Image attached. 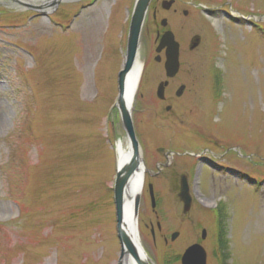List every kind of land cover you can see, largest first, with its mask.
<instances>
[{"label": "rangeland", "instance_id": "obj_1", "mask_svg": "<svg viewBox=\"0 0 264 264\" xmlns=\"http://www.w3.org/2000/svg\"><path fill=\"white\" fill-rule=\"evenodd\" d=\"M162 1L143 27L132 104L145 164L139 236L154 247L147 225L160 221L182 250L202 227L212 245L220 230L227 264H264V0ZM134 3L0 0V264H118L113 189L117 144L128 140L115 103ZM166 29L181 69L163 102L155 38ZM205 150L209 164L191 156Z\"/></svg>", "mask_w": 264, "mask_h": 264}, {"label": "water", "instance_id": "obj_2", "mask_svg": "<svg viewBox=\"0 0 264 264\" xmlns=\"http://www.w3.org/2000/svg\"><path fill=\"white\" fill-rule=\"evenodd\" d=\"M65 0H45V3H55ZM76 1V0H72ZM152 0H135L132 14L130 16V23L128 28V35L126 41V50L124 55L123 68L118 74V98L115 106L118 108L123 129L126 133L128 143L133 152V158L126 160L118 165L117 174L114 183V203L116 211L117 222V235L120 242V255L118 264L127 263L128 259H132L135 264H149L148 258L144 250L137 240V226L141 194L135 197L133 203V219L135 223V232L128 234L124 229V200L125 190L132 174L138 169L140 161L144 163L141 156V146L137 139L134 122L132 118V102L126 104L124 96L126 91V79L136 61L139 58V51L141 45V34L143 31L144 23L146 21L148 11ZM173 3V0H164L162 7L169 9ZM187 15V11H184ZM160 25L164 28L168 26V20L162 19ZM159 42L155 49L157 56L155 60L160 62L162 57L161 53L164 51V69L167 80L161 81L157 87V97L161 100L165 99V90L169 84V80L175 77L180 70V44L175 38V34L171 30H166L160 36L158 35ZM200 38H195V41L191 44L190 49L193 50L199 45ZM184 86H181L177 91V96L183 93ZM167 111L171 110V106L166 107ZM151 195L152 206L155 208V193L153 184L148 186ZM179 197L183 202V213L187 214L191 210L192 197L190 194V187L186 176L181 178V189ZM133 232V231H132ZM203 238L206 237V230H203ZM178 233L172 235V239H176ZM182 264H206V252L200 244L191 245L182 256Z\"/></svg>", "mask_w": 264, "mask_h": 264}, {"label": "flooded vegetation", "instance_id": "obj_3", "mask_svg": "<svg viewBox=\"0 0 264 264\" xmlns=\"http://www.w3.org/2000/svg\"><path fill=\"white\" fill-rule=\"evenodd\" d=\"M163 1H162V3H163ZM175 1L176 0H173V3L171 5V7L175 4ZM161 6H162V4H161ZM171 7L168 10H170ZM174 11L176 12L177 9H174ZM204 11L211 12V13L212 12H216V11L210 10V9H205ZM158 13H159V10L157 8H155L153 10V19L156 20L158 18ZM162 33H163V31L157 30V32H156V38H155V42L156 43L158 42L157 41L158 35H162ZM175 77H173V78H171L169 80V84H168L167 87H169L170 81L173 80ZM167 87H166V89H167ZM167 99H168L167 98V90H165V99L164 100H161V101L164 102ZM204 153H206L208 155L210 154L209 152H207V150H205V151L198 152L197 154H193L191 156H193V157H199V159H201L203 161H207L208 164H209V160L206 157L201 156V158H200V155H202ZM149 196H150V194H149ZM155 199H156V195H155ZM150 200H151V198H150ZM155 209H156V200H155V208H153V210L155 211ZM138 226H139V224H138ZM147 227H150V234H151V237H152V240H153L154 247L151 248L149 246V242L148 241H146V240L143 241V239H141V238L140 239H141L142 248H143V250L145 251V253L147 255L148 263L149 264H182V256H183V254L185 253V251L187 250V248H189L193 244H200L203 247V249L205 250V252H206V264H211V262H210V258H211L210 257L211 256L210 250L212 249V247H213V249H216V251H215V254L216 255L215 256L220 255L219 256L220 258L217 261V263H219V264H227L225 253L223 251H221V253H220V251L219 252L217 251L218 248H225V246H226L225 245V242L223 240L221 241V235L219 234V233H221L220 230L218 231L217 241H216L215 245H212L211 243H209L208 240H206L207 239L206 237H207L208 230H207V228L202 227V230H201V240L198 241V242H193V243H191L188 246L186 245L182 250H179L178 248H176L174 246L175 240L180 235V232L179 231L173 232L168 237L167 234H163L162 233L161 222L158 221L157 224H156V228H157L158 233L163 238L162 240H160L158 242L157 241V239H158L157 238V234L158 233L156 231V228H155L154 224L152 222H150V225H147ZM138 229H139V227H138ZM203 230H206V237L205 238H203V235H202V233H203L202 231ZM139 233H140V231H139ZM174 233H178V236L176 237V239L173 240L172 239V235ZM219 235H220V240H219ZM157 248H158L159 254L162 256L161 258H159L160 261H159V259H157L159 262L154 259V256H155L154 250L157 249ZM150 253H151V255H150Z\"/></svg>", "mask_w": 264, "mask_h": 264}, {"label": "bare ground", "instance_id": "obj_4", "mask_svg": "<svg viewBox=\"0 0 264 264\" xmlns=\"http://www.w3.org/2000/svg\"><path fill=\"white\" fill-rule=\"evenodd\" d=\"M144 70V62L139 57L136 61L134 67L130 71L126 79V91H125V102L126 104H133L137 90L139 88V83L141 80V76ZM170 106V105H168ZM167 107V106H166ZM172 108V107H171ZM142 156V154H141ZM117 164L120 165L124 161H128L133 158V152L129 145V143L125 144L122 140L118 141L117 144ZM185 176V175H183ZM182 178V177H181ZM144 179H145V164L140 161V165L138 169L132 174L127 184L125 190V200H124V229L128 234L135 232V223L133 219V203L135 197L140 195L144 188ZM204 202V201H202ZM133 231V232H132ZM137 240H139V244L141 245V239L139 236V229L137 226ZM203 235V233H202ZM201 239V238H200ZM143 249V248H142ZM125 264H135L133 260L128 259Z\"/></svg>", "mask_w": 264, "mask_h": 264}]
</instances>
